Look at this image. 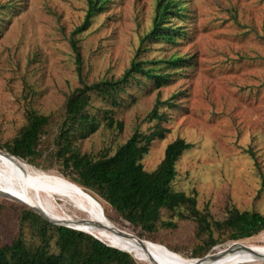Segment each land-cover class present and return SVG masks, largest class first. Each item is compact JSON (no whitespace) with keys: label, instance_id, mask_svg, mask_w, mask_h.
Returning a JSON list of instances; mask_svg holds the SVG:
<instances>
[{"label":"rangeland","instance_id":"rangeland-1","mask_svg":"<svg viewBox=\"0 0 264 264\" xmlns=\"http://www.w3.org/2000/svg\"><path fill=\"white\" fill-rule=\"evenodd\" d=\"M179 1L185 8L183 17H172L169 23L181 33L167 43L144 38L157 0H110L74 37L81 58L79 76L70 39L84 20L86 0H0V17L4 15L0 18V144L17 134L29 108L48 115L41 154L29 164L77 186L120 230L145 239V248L195 257L193 252L207 235L198 236L195 220L179 216L183 207L163 209L156 229L143 232L69 180L53 154L67 98L80 79L91 83L118 78L133 59L180 56L187 61L175 68L155 64L169 74L160 86L135 74L134 84L121 92V103L111 108L113 118L123 123L121 130L105 127L102 113L110 106L94 96L88 110L99 119L98 128L75 139L73 147L95 157L106 150L111 154L133 131L148 132L160 125L167 131L163 139L152 141L143 156L145 170L158 165L168 142L184 138L193 145L176 162L174 190L195 196L197 208L206 211L209 220H222L227 206L264 212V0ZM6 6L12 10L6 11ZM174 94L172 107H159L162 119L148 117L156 98L166 100ZM0 181L7 185L2 175ZM18 199L33 205L20 196L0 194V242L10 241L21 229L25 242L37 245L40 239L31 226L19 224L20 209L27 206ZM45 206L56 207L52 202ZM161 221L175 226H163ZM228 233L213 227L217 242L201 257L238 250L239 245H264V229L238 240ZM50 251H57L54 239Z\"/></svg>","mask_w":264,"mask_h":264},{"label":"trees","instance_id":"trees-1","mask_svg":"<svg viewBox=\"0 0 264 264\" xmlns=\"http://www.w3.org/2000/svg\"><path fill=\"white\" fill-rule=\"evenodd\" d=\"M109 2L110 0H86L84 20L71 32L70 43L75 52L79 76L81 58L74 37L85 30L94 15L103 11ZM4 9L12 10V6ZM184 10L179 0H157L151 28L144 38L175 42V37L181 31L169 23L170 18L183 17ZM0 18H4V15ZM185 61L186 58L175 55L156 61L133 59L118 78H102L91 83L80 79V85L67 98L64 117L53 139V154L67 170L65 174L69 180L80 185L98 200H104L126 221L143 232H153L156 229L163 209L174 211L183 207L185 211L179 210V216L195 220L198 236L207 235L202 245L193 252L195 257H201L217 242L212 237L213 227L226 229L232 240L248 238L264 229V212L227 206L222 220H209L208 213L197 208L195 196L174 190L172 182L177 174L176 162L191 148L192 143L181 137L168 142L162 159L150 171L144 169L141 160L152 141L164 138L167 129L160 125L148 132L133 131L111 154L106 150L95 157L80 153L73 147L75 139H82L98 128L99 119L88 110L94 96L110 106L102 113L105 127L121 130L123 123L113 118L111 108L121 103V92H126L128 85L134 84L135 74L150 80L155 86H160L169 80V74L159 71L155 64L163 62L175 68ZM138 83L136 81L135 84ZM175 96L176 94L166 100L156 98L148 117L162 119L164 113L159 112L160 105L172 107ZM25 116V124L15 136L0 144V149L31 163L41 154L39 146L47 134L49 117L31 108L26 111ZM89 200L91 201L90 198ZM1 209L0 205V214ZM18 220L20 225L29 224L40 242L37 245L27 244L20 229L10 241L0 242V264H137L130 253L109 246L83 230L51 223L30 207H21ZM160 224L166 227L175 226L172 221H161ZM52 239L57 247L56 252L50 251Z\"/></svg>","mask_w":264,"mask_h":264},{"label":"bare ground","instance_id":"bare-ground-1","mask_svg":"<svg viewBox=\"0 0 264 264\" xmlns=\"http://www.w3.org/2000/svg\"><path fill=\"white\" fill-rule=\"evenodd\" d=\"M0 175L7 184L4 186L0 181V194L20 196L21 199L53 215L50 217L36 207L46 217L91 233L101 241L130 253L135 260L143 264H255L264 261V245L252 244L247 248L239 245L238 250L209 254L203 258L149 250L142 245L143 242H147L145 239L130 235L126 230H120L119 226L102 214L100 206L97 208L77 186L68 181L3 151H0ZM44 202H52L56 207L49 209Z\"/></svg>","mask_w":264,"mask_h":264},{"label":"water","instance_id":"water-1","mask_svg":"<svg viewBox=\"0 0 264 264\" xmlns=\"http://www.w3.org/2000/svg\"><path fill=\"white\" fill-rule=\"evenodd\" d=\"M13 199V198H12ZM15 200V199H14ZM17 201V200H16ZM19 202V201H18ZM21 203V202H20ZM31 209H33L34 211H36L38 214H40L44 219H46V220H48L49 222H51V223H54V224H62V225H66V226H69V227H71L70 225H67V224H63V223H59V222H56V221H54V220H52V219H50V218H48V217H46L41 211H39V209H37L36 207H30ZM72 228H74V227H72ZM89 234H91V233H89ZM91 235H93V234H91ZM94 236V235H93ZM95 237V236H94ZM97 238V237H96ZM98 239V238H97ZM100 240V239H99ZM107 244V243H106ZM107 245H109V244H107ZM109 246H112V245H109ZM112 247H114V246H112ZM115 248H117V247H115ZM119 249V248H118Z\"/></svg>","mask_w":264,"mask_h":264}]
</instances>
